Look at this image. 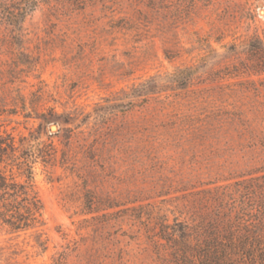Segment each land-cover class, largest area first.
I'll return each instance as SVG.
<instances>
[{
  "label": "rangeland",
  "instance_id": "374dc122",
  "mask_svg": "<svg viewBox=\"0 0 264 264\" xmlns=\"http://www.w3.org/2000/svg\"><path fill=\"white\" fill-rule=\"evenodd\" d=\"M262 50L264 0H0V140L38 146L42 205L0 264H171L162 225L264 170Z\"/></svg>",
  "mask_w": 264,
  "mask_h": 264
},
{
  "label": "trees",
  "instance_id": "16d2710c",
  "mask_svg": "<svg viewBox=\"0 0 264 264\" xmlns=\"http://www.w3.org/2000/svg\"><path fill=\"white\" fill-rule=\"evenodd\" d=\"M27 12L18 9L15 18L23 20ZM262 55L264 64V50ZM149 81L141 85L143 90ZM179 82L187 80L174 81ZM37 147L23 140L16 148L12 141L0 140V229L17 233L42 225V205L33 190ZM256 172L261 174L212 195L210 221L162 225L159 238L171 264H264V170Z\"/></svg>",
  "mask_w": 264,
  "mask_h": 264
},
{
  "label": "water",
  "instance_id": "95a60500",
  "mask_svg": "<svg viewBox=\"0 0 264 264\" xmlns=\"http://www.w3.org/2000/svg\"><path fill=\"white\" fill-rule=\"evenodd\" d=\"M54 127H52V129H53Z\"/></svg>",
  "mask_w": 264,
  "mask_h": 264
}]
</instances>
